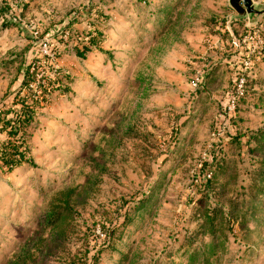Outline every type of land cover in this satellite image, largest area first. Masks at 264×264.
Returning a JSON list of instances; mask_svg holds the SVG:
<instances>
[{"label": "rangeland", "instance_id": "rangeland-1", "mask_svg": "<svg viewBox=\"0 0 264 264\" xmlns=\"http://www.w3.org/2000/svg\"><path fill=\"white\" fill-rule=\"evenodd\" d=\"M33 64L51 92L33 164L0 162V264H264V15L0 0L1 111Z\"/></svg>", "mask_w": 264, "mask_h": 264}, {"label": "trees", "instance_id": "trees-1", "mask_svg": "<svg viewBox=\"0 0 264 264\" xmlns=\"http://www.w3.org/2000/svg\"><path fill=\"white\" fill-rule=\"evenodd\" d=\"M90 39L92 44L95 38L91 37ZM35 67V64L29 65L23 71L21 86L15 97H18V103H15L12 108L5 110V112L0 110V132L8 136V140L0 142V162L10 172L23 164H33L32 160L27 158L26 139L23 132L33 120L35 112L33 105H36L40 98L51 92L47 89L46 83L42 84L38 80ZM39 93H41V96L38 95ZM21 96L24 97L21 98ZM28 101H31L32 105H29Z\"/></svg>", "mask_w": 264, "mask_h": 264}, {"label": "water", "instance_id": "water-1", "mask_svg": "<svg viewBox=\"0 0 264 264\" xmlns=\"http://www.w3.org/2000/svg\"><path fill=\"white\" fill-rule=\"evenodd\" d=\"M231 6L239 13L240 18L261 17L264 11L253 0H230Z\"/></svg>", "mask_w": 264, "mask_h": 264}, {"label": "built area", "instance_id": "built-area-1", "mask_svg": "<svg viewBox=\"0 0 264 264\" xmlns=\"http://www.w3.org/2000/svg\"><path fill=\"white\" fill-rule=\"evenodd\" d=\"M6 2H7V4L10 6V8H11V11L12 12H17V11H19L20 10V6H22V4H23V0H5ZM233 45L236 47V48H238V49H241L242 48V46H241V44H239L238 42H236V41H234L233 42ZM46 47V46H45ZM243 82H241L240 83V89L242 88V86H243V84H242ZM195 86H197V84H195ZM238 90L239 92H240V94H242V91L241 90ZM231 104H235V98H231Z\"/></svg>", "mask_w": 264, "mask_h": 264}]
</instances>
